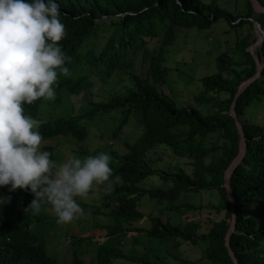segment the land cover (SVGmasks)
Instances as JSON below:
<instances>
[{"label": "trees", "instance_id": "1", "mask_svg": "<svg viewBox=\"0 0 264 264\" xmlns=\"http://www.w3.org/2000/svg\"><path fill=\"white\" fill-rule=\"evenodd\" d=\"M219 1L54 0L65 26L59 46L71 58L64 65L69 74L65 76L56 70L53 100L40 98L31 105L26 102L23 105L24 115L39 122L34 130L42 136V151L51 154L50 160L54 158L55 147L46 144L54 138L72 139L84 147L96 117L117 109L122 110L123 119L113 137L127 125L131 115L142 118V133L135 143L126 145V153L109 151L112 175L103 186L112 184V188L99 194L104 208L110 209L104 214L108 221L104 223L94 217L96 213L87 214L91 211L80 205L86 220L93 216L102 223L106 240L97 241L98 247L94 249L90 246L93 238L73 236L69 241L77 251L72 252L71 262L60 263L49 256L47 249L26 231L25 227L33 220L43 222L38 214L24 211L34 199L30 189L9 192L10 185L0 186V196H11L10 203L0 205V264H154V259H161L156 248L163 249L169 242L176 248L182 244L205 247L201 258L194 262L174 257L180 264H234L226 247L232 209L224 178L239 154L240 135L230 109L240 85L257 72L248 51L256 40L248 29L253 31L254 22L264 29V13L256 17L252 2L243 0L244 11L234 15L220 7ZM259 1L264 6V0ZM221 19L235 29L247 26L248 32L238 38L233 52L217 57V72L202 80V93L197 101L212 108L205 115L193 107L177 105L159 88L168 83L165 56L167 48L176 41L177 28L205 30ZM162 31L165 35L160 41ZM155 40L160 42L159 48L149 49ZM139 52H142L140 72L136 68ZM256 53L264 64V43ZM126 71H132V86L126 94L102 96L99 102L87 105L75 116L58 115L57 106L62 104L64 95L79 97L98 83H107ZM255 106L264 110V68L261 77L245 90L236 105L248 146L230 181L237 212L230 248L239 264H264V214L260 208L264 205V111L261 118H248ZM159 149L187 160L191 173L181 167L164 171L154 168L149 156ZM101 153L97 149L87 155L94 157ZM149 178H158L160 182L143 187ZM202 192L216 194L218 203L198 207L174 204L183 194ZM145 198L161 205L170 203L168 210L179 215L205 212L209 214L207 229L203 230L201 221L175 224L163 211L159 214L151 211L146 216L139 207ZM146 217L147 230L136 226ZM57 220L55 216L43 223L50 227L58 224ZM145 238L149 243L146 251L125 249L140 247ZM48 251L53 253L51 247Z\"/></svg>", "mask_w": 264, "mask_h": 264}, {"label": "rangeland", "instance_id": "2", "mask_svg": "<svg viewBox=\"0 0 264 264\" xmlns=\"http://www.w3.org/2000/svg\"><path fill=\"white\" fill-rule=\"evenodd\" d=\"M203 1L206 3L212 2V0ZM244 4L245 2L243 0L219 1L220 7L230 11L234 15L244 11ZM260 14V12H256V17ZM104 22L107 21L105 20ZM248 31L250 34L252 33L253 38L257 41L262 30L254 26L253 31L250 28ZM248 31L247 26L237 29L232 28L224 19L217 21L211 28L205 30H199L197 28H177L176 41L167 48L165 56L164 65L169 70L167 77L168 83L164 87H160L159 91L165 96L171 97L179 106L193 107L205 115L211 113V106L203 105L197 101V98L202 93V80L217 72V57L224 52H233L238 38H243L244 35H247ZM164 35V31H162L159 37L160 41L164 38ZM159 46L160 42L155 40L148 48L153 50L159 48ZM141 54L142 52H139L136 58L138 59L136 68L139 72L142 62ZM131 73L132 71H126L122 75L114 76L107 83L102 84L100 82L90 92H86L79 97L64 95L62 104L57 106L58 115L66 116L68 114L75 116L82 113V110L87 105L99 102L102 96L126 94L127 90L132 86ZM262 111L264 110L255 106L249 111L247 116L248 118H261ZM53 115L56 117L55 113ZM122 119V110L120 109L113 111L111 114L96 117L91 124V134H89L90 137L84 147L72 139L54 138L47 141L46 144L48 146L52 145L55 147L54 158L51 160L57 165L63 164L71 158H79L83 161L85 158L90 157L87 153H92L97 149L107 154L111 151L124 153L126 145H132L141 136L142 118L137 115H131L127 125L121 129V132L116 137H113V133L119 128ZM42 145L44 144L40 145V151H42ZM149 157L152 166L160 171L181 167L188 173H191L192 168L188 161L175 157L168 150L159 149ZM159 182L160 180L158 178H149L142 186L150 188L159 184ZM107 185H96L94 183L92 190L86 197L76 198L79 205L84 207L85 210L89 209L91 211L90 214H98L94 217L98 216L104 223L108 221L104 214L108 213L110 209L104 208L103 205L105 202L99 197V194L106 191ZM164 185L166 184L164 183ZM218 201L219 199L216 194L202 192L200 194H183L177 198L174 204H192L198 207L210 203H218ZM169 205L170 203L161 205L154 200L145 198L140 202L139 207L142 213L145 212L146 216H149L151 211L158 214L163 211L164 216H170L172 222L175 224H183L186 221H201L204 225L203 230L207 229L206 219L209 214L202 212L200 214L189 213L179 215L169 211L167 208ZM260 208L264 214V205H261ZM38 215L43 219V222L56 216L50 204L42 207ZM94 217L92 216L86 220L84 216H78L71 223H58L50 227H47L40 220L35 219L25 229L28 234L36 238L38 244L47 249L49 256L55 257L60 263L64 261L71 262L72 252L77 251L76 246L72 245L69 241L73 240V236L93 238L94 243H91L90 246L94 249L98 247L97 241L103 242L106 240V232L101 229L102 223H100L98 218ZM148 221L149 219L146 217L144 221L136 226L147 230L149 226ZM144 241L145 244L134 250L128 247H125V249L129 252L137 251L142 253L146 251L147 244L149 245L146 238ZM49 247L53 249V253L48 251ZM204 248L203 246L196 247L185 244H182L180 248H176L173 242H169L163 249L161 248L162 250L156 248L155 252L160 255L161 259H154L153 262L154 264H180V261L175 260L174 257L194 262L201 258ZM79 251L81 252V249ZM70 262L65 264H69Z\"/></svg>", "mask_w": 264, "mask_h": 264}, {"label": "clouds", "instance_id": "3", "mask_svg": "<svg viewBox=\"0 0 264 264\" xmlns=\"http://www.w3.org/2000/svg\"><path fill=\"white\" fill-rule=\"evenodd\" d=\"M59 15L54 0H0V186L30 189L34 199L24 211L36 215L50 204L63 224L86 215L75 197L109 181L112 168L107 153L57 165L40 151L42 136L34 130L39 122L24 115L25 102L55 98L57 69L69 74L64 65L71 58L59 46L65 35ZM10 202L11 196H0V205Z\"/></svg>", "mask_w": 264, "mask_h": 264}, {"label": "water", "instance_id": "4", "mask_svg": "<svg viewBox=\"0 0 264 264\" xmlns=\"http://www.w3.org/2000/svg\"><path fill=\"white\" fill-rule=\"evenodd\" d=\"M253 4V7L255 9V12H260V13H264V6L260 3L259 0H250ZM254 26L256 28H258L259 30L261 29V35L258 36V40L256 41L255 44H253L248 51L251 53V55L253 56L256 66H257V72L256 74L248 79L247 81L243 82L239 89L238 92L236 94L235 100L231 106L230 109V116L234 119L237 130L239 132L240 135V148H239V154L238 156L235 158V160L232 162V164L230 165V167L227 169L226 174H225V178H224V188L226 189L227 192V196L228 199L230 200V204H231V209H232V219L230 222V227H229V231L227 233L226 236V247L228 248V252L229 255L233 261L234 264H239L235 254L233 253V251L230 248V241H231V237L235 232L236 229V201H235V197L233 195V192L231 190L230 187V181H231V177L235 171V169L242 163V161L245 158L246 152H247V141H246V137H245V133H244V129L242 127V124L239 122L238 120V115H237V111H236V105L238 102L239 97L245 92V90L247 88H249L253 83H255L262 75V71L264 68V64L260 61L259 56L257 55L256 51L258 48H262L263 43H264V29L261 28V26L254 22Z\"/></svg>", "mask_w": 264, "mask_h": 264}]
</instances>
